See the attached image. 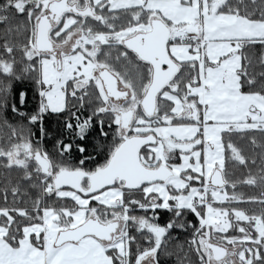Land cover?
<instances>
[{"label":"snow or ice","instance_id":"obj_1","mask_svg":"<svg viewBox=\"0 0 264 264\" xmlns=\"http://www.w3.org/2000/svg\"><path fill=\"white\" fill-rule=\"evenodd\" d=\"M257 45L264 0H0V264H264Z\"/></svg>","mask_w":264,"mask_h":264},{"label":"trees","instance_id":"obj_2","mask_svg":"<svg viewBox=\"0 0 264 264\" xmlns=\"http://www.w3.org/2000/svg\"><path fill=\"white\" fill-rule=\"evenodd\" d=\"M254 60L258 59L262 55H264V48H261V46L257 45L254 46L249 53ZM19 88L21 91L26 93V103L21 106V110L24 111H31L34 110L37 102H38V93L36 91V87L34 86L32 81H24L23 83L19 84ZM63 115V114H61ZM9 119L12 120V117L9 116ZM63 123V120L58 121L55 117V114H53L51 117L47 118L45 120V125L49 129L50 134H54L58 131L59 125ZM44 146L51 150L52 144L50 140H45ZM2 171V170H0ZM237 176L241 175V172L239 169H236ZM229 194L231 195V190L229 189ZM238 194H243L245 196L258 194V192H254L252 189H250L247 186H238ZM241 207H247V205H241ZM166 219V217H164ZM190 239V236L186 233L182 232H175L173 233V239L169 241L168 244V251L172 253H178L179 252V245H184L185 251H187V241ZM194 259V257H193ZM162 264H178V256L172 255L168 256L165 255L162 257Z\"/></svg>","mask_w":264,"mask_h":264},{"label":"rangeland","instance_id":"obj_3","mask_svg":"<svg viewBox=\"0 0 264 264\" xmlns=\"http://www.w3.org/2000/svg\"><path fill=\"white\" fill-rule=\"evenodd\" d=\"M230 195V194H229Z\"/></svg>","mask_w":264,"mask_h":264}]
</instances>
